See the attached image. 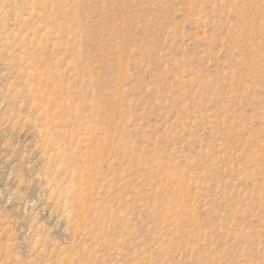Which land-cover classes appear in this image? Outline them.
I'll use <instances>...</instances> for the list:
<instances>
[{
  "label": "rangeland",
  "instance_id": "obj_1",
  "mask_svg": "<svg viewBox=\"0 0 264 264\" xmlns=\"http://www.w3.org/2000/svg\"><path fill=\"white\" fill-rule=\"evenodd\" d=\"M0 264H264V0H0Z\"/></svg>",
  "mask_w": 264,
  "mask_h": 264
}]
</instances>
